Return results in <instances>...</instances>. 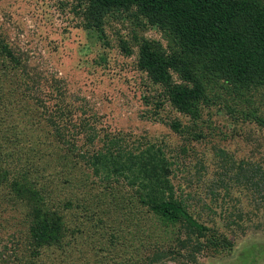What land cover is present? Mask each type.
Returning a JSON list of instances; mask_svg holds the SVG:
<instances>
[{
    "label": "rangeland",
    "instance_id": "374dc122",
    "mask_svg": "<svg viewBox=\"0 0 264 264\" xmlns=\"http://www.w3.org/2000/svg\"><path fill=\"white\" fill-rule=\"evenodd\" d=\"M76 5V0H0V151L15 160L27 153L46 207L66 219L69 244L64 250H40L34 262L264 264V200L243 186L248 183L242 175L248 173L238 165L250 159L264 166V129L228 115L233 107L240 118L250 110L264 117V85L254 92L243 89L241 98L217 87L210 94L217 104L203 107L197 122L185 119L168 103L159 106L162 88L137 66L136 39L153 38L167 47L163 33L139 27L126 15L108 17L103 32L88 29ZM122 40L134 53L121 50ZM4 46L12 57L2 52ZM66 97L78 117L80 106L87 110L84 117L95 114L87 120L94 139L67 123L59 131L53 127L52 117L58 119L56 108L67 104ZM177 118L181 127L174 131L170 124ZM15 127L25 132L13 146L4 137L14 141ZM202 131L203 139L198 138ZM113 138L127 151L161 149L176 194L199 222L226 235L232 249L196 250V236L158 219L123 177L105 178V171L94 176L88 157ZM31 210L27 201L0 204V264L33 259L31 218H26Z\"/></svg>",
    "mask_w": 264,
    "mask_h": 264
},
{
    "label": "trees",
    "instance_id": "16d2710c",
    "mask_svg": "<svg viewBox=\"0 0 264 264\" xmlns=\"http://www.w3.org/2000/svg\"><path fill=\"white\" fill-rule=\"evenodd\" d=\"M76 1V12L82 14L84 26L88 29L103 32L108 17L126 15L139 27L163 33L168 40L167 47L153 38L136 39L137 66L153 84L162 88L158 95L159 106L168 103L175 113L185 119L197 122L202 118L203 107L216 105L210 94L217 87L226 90L230 96L241 98L243 89L254 92L256 87L264 85V0ZM120 46L124 53H134L125 40ZM2 52L12 57L7 46ZM61 90L60 85L56 94ZM48 94L51 100L55 99L52 93ZM66 99V105L58 104L56 108L58 119L52 117L53 127L59 131L62 122L67 123L68 126L85 129L87 135L92 134L88 135V139H94V127L87 120L91 121L95 114H87L85 118L83 114L87 110L85 106H80L78 117L73 112L71 100ZM75 101L78 99L75 98ZM228 109L232 119L243 118L264 129V117L250 110L249 114L240 118L233 107ZM180 123L177 118L170 126L179 131ZM13 132L16 136L14 141L10 137H4V140L16 146L19 142L17 135L23 134L25 129L15 127ZM205 136L202 131L198 138ZM104 139L108 140L106 135ZM71 147L75 149V145ZM4 156L10 155L0 151V189L5 191L0 196V204L14 200L31 204V217L27 215L26 218H31L28 242L34 248V255L33 259L28 257L27 262L22 260V264H38L34 259L39 256L40 250L50 247L64 250L69 244L64 240L66 219L59 210L46 207L44 191L38 187L37 179L31 177L32 162L27 163V153L18 156L17 160L13 157L4 159ZM88 163L96 177L101 176L103 171L106 172L105 178L111 175L123 177L134 196L138 197V202L165 224H180L190 234L193 233L196 250L202 247L214 248L215 251L232 249L233 242L226 235L214 232L199 222L187 209L183 196L176 194L161 149L152 146L142 152L127 151L119 140L113 138L89 156ZM12 165H17V168ZM238 165L246 167L243 172L248 173L242 175L246 178L241 179L242 183H248L243 186L252 187L264 200V166L259 162H250V159H242ZM203 237L208 239L202 245L198 240L201 242Z\"/></svg>",
    "mask_w": 264,
    "mask_h": 264
}]
</instances>
